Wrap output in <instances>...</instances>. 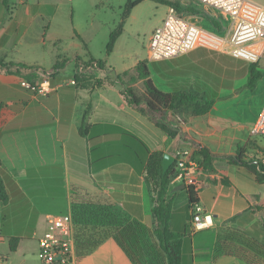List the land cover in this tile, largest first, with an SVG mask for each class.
<instances>
[{
    "label": "crops",
    "instance_id": "0c3cea01",
    "mask_svg": "<svg viewBox=\"0 0 264 264\" xmlns=\"http://www.w3.org/2000/svg\"><path fill=\"white\" fill-rule=\"evenodd\" d=\"M175 1L187 4L185 0ZM5 2L0 0V63L48 70L57 56L68 61L51 79L54 88L48 95L32 93L20 85L22 77L0 69V177L5 191V198H0V264H40L37 239L45 232L49 216L70 213L74 195L113 203L126 216L151 227L153 218L144 183L147 159L156 152L175 156L178 150L190 149L191 142L180 135L169 137L129 105L119 82L101 87L90 84L87 88L69 83L77 64L89 57L69 56L56 47L51 27L61 5H55V0ZM192 6L221 20L212 9ZM159 24L151 29L148 40ZM78 37L87 50L85 41ZM213 50L201 44L171 60L148 61L157 69L149 66L150 78L158 88L195 90L213 99L207 113L183 115L185 123L180 128L216 155L214 172L199 169L193 174L198 202L212 213L213 225L194 234L186 231L190 201L185 185L175 180L170 181L167 194L173 198L170 228L183 234L181 264H248L231 255L216 257L214 243L216 233L231 225L264 240V180L258 181L246 167L230 161L241 146L242 134H251L250 127L264 104V67L259 66L264 60L255 63L261 74L253 88L245 86L247 69L224 86L218 63L223 57H213L217 53ZM89 56L93 57L91 53ZM102 69L103 75H112L106 64ZM131 69L116 70L114 75L127 72L122 75V81L127 82L134 75ZM92 74L96 77L95 72ZM33 76L39 81L40 71H34ZM141 82L127 83L141 94ZM86 108L82 136L79 128ZM247 154L245 149L244 157L249 160ZM262 155L264 152L258 153L256 159ZM64 202L68 212H61ZM11 237H18L14 250L9 246ZM84 262L130 264L111 239L77 260V264Z\"/></svg>",
    "mask_w": 264,
    "mask_h": 264
},
{
    "label": "trees",
    "instance_id": "16d2710c",
    "mask_svg": "<svg viewBox=\"0 0 264 264\" xmlns=\"http://www.w3.org/2000/svg\"><path fill=\"white\" fill-rule=\"evenodd\" d=\"M167 6L182 13L199 12L198 8L181 3L175 0H158ZM140 0H127L124 6L122 19L128 15L130 9L137 5ZM3 4L6 5L5 0ZM212 25L221 31L223 25L220 21L211 18ZM222 25V26H221ZM122 20L117 27L109 33L106 44V51H111L116 38L121 33ZM76 37L78 34L75 32ZM79 38V37H78ZM215 51V50H213ZM217 52V51H215ZM223 60L234 59L230 55H221ZM233 59V60H232ZM76 60H81L76 57ZM83 60V59H82ZM88 60H97L99 66L103 68L101 60L89 57ZM68 59L61 56L56 57L53 66L48 69H40L38 66L26 65L23 63H0V69L14 74H18L26 81H33L34 71L49 74L51 79L62 69ZM240 64V61H238ZM155 71L157 69L151 64ZM256 64L251 63L247 67V80L245 86L253 88L256 80L260 77V72L256 69ZM127 72L122 73L126 75ZM92 75V76H91ZM88 77L79 78L77 85L87 88L91 85L101 87L112 84L114 81L123 85L122 94L126 102L133 108L146 116L157 128L165 132L169 137L180 135L184 140L191 142L189 149L190 158L196 161L197 169L204 172H214L213 158L216 156L209 148L201 146L184 132L181 126L185 123L183 115L192 114L195 116L203 115L209 111L213 99L199 91L193 90H173L164 91L158 88L150 78L149 62L146 59L139 60L134 66V75L127 82L142 80L143 92L138 94L135 89L122 81V75H104L96 78L93 74ZM234 75L229 79L231 80ZM235 77V76H234ZM224 81V86H228L231 81ZM3 104L0 103V110ZM87 108L83 114L79 133L83 136L82 130L85 126ZM245 148L238 146L235 154L230 161L246 167L256 175L258 181L264 180V166L258 170L253 161L246 160L244 157ZM176 161L174 160L169 168L162 171V153L156 152L149 155L144 169V183L150 202V213L153 218L151 227L141 224L135 219L123 214L113 203L92 198L87 195H74L72 197L70 213L74 223V239L77 260L82 259L106 240L111 239L120 249L125 259L130 264H181V245L182 236L180 232H175L170 228V217L172 211L173 198L169 197L168 189L171 178L174 175ZM227 184L228 180L223 179ZM188 193L190 206L198 202L197 190L194 185L185 186ZM0 198H5L4 186L0 177ZM18 237L9 239L10 250H14ZM215 256L231 255L248 264H264V240L250 236L244 229L235 225L227 226L216 233L214 243Z\"/></svg>",
    "mask_w": 264,
    "mask_h": 264
},
{
    "label": "built area",
    "instance_id": "2783aa9c",
    "mask_svg": "<svg viewBox=\"0 0 264 264\" xmlns=\"http://www.w3.org/2000/svg\"><path fill=\"white\" fill-rule=\"evenodd\" d=\"M185 1L187 4H196L217 12L215 15L217 19H221V23L223 20L228 23L225 34H220L218 30H205L195 21L177 12L174 7L169 6L162 23L153 29L149 37L147 45L149 62L177 58L201 44L249 64L264 60V6L253 5L248 0ZM103 71L97 61L81 60L69 83L77 84L76 76L88 77L94 72L95 78H99L104 74ZM20 85L37 95H48L54 88L49 74L43 73L39 81L21 80ZM250 133L264 134V104L250 127ZM174 160L176 165L171 181H180L185 186L194 185L196 189L193 174L198 169L196 162L190 158L189 149L176 151ZM253 162L257 169L263 172L261 165L264 166V155ZM212 225V213L205 210L199 202L190 206V216L186 223L188 233L194 234ZM37 245V257L40 264H77L71 213L49 216L46 230L38 237Z\"/></svg>",
    "mask_w": 264,
    "mask_h": 264
},
{
    "label": "rangeland",
    "instance_id": "374dc122",
    "mask_svg": "<svg viewBox=\"0 0 264 264\" xmlns=\"http://www.w3.org/2000/svg\"><path fill=\"white\" fill-rule=\"evenodd\" d=\"M126 2L127 0H55V5H61L58 16L51 27L53 35L56 36V47L67 52L69 56L78 55L83 58L84 56L90 57L89 53H91L93 58L106 64L112 75H114V71H121L124 68H132L130 71L134 70L138 60L146 59L148 61L146 46L149 32L157 23H162L167 12V6L158 0H141L122 22L121 33L116 38L117 41L115 40L111 51L107 52L106 44L109 33L121 21ZM248 2L256 6H264V0H248ZM198 11L197 13H190L184 10L181 14L187 18L192 15L189 19L196 20L199 26L206 30L217 31V28L212 27L211 17L203 11ZM222 23L224 29L221 28L220 34H225L228 23L226 20H223ZM75 32L85 41L87 50L78 40ZM221 55L227 54L217 52L212 56L220 57ZM233 59V63L230 64L231 60L229 59L221 61L217 58L223 74L222 84L224 81L230 80L232 75L239 79L246 72L247 62ZM149 66H152L151 63ZM259 66L264 67L262 64ZM151 69L153 70V68ZM153 79L158 81L154 74ZM242 135L239 144L249 154L246 157L250 161H255L256 155L264 152V134L254 135L245 132ZM247 139H250L249 144L245 143ZM227 147L225 145V148ZM61 212H68L67 202L63 203ZM83 264L87 263L84 262Z\"/></svg>",
    "mask_w": 264,
    "mask_h": 264
},
{
    "label": "water",
    "instance_id": "95a60500",
    "mask_svg": "<svg viewBox=\"0 0 264 264\" xmlns=\"http://www.w3.org/2000/svg\"><path fill=\"white\" fill-rule=\"evenodd\" d=\"M174 161V156L169 153L162 154V171L165 172Z\"/></svg>",
    "mask_w": 264,
    "mask_h": 264
}]
</instances>
